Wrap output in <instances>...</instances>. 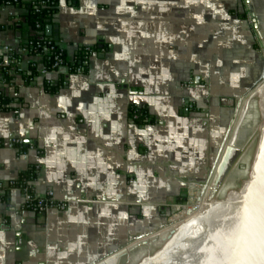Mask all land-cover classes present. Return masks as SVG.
Returning <instances> with one entry per match:
<instances>
[{
	"label": "crops",
	"instance_id": "0c3cea01",
	"mask_svg": "<svg viewBox=\"0 0 264 264\" xmlns=\"http://www.w3.org/2000/svg\"><path fill=\"white\" fill-rule=\"evenodd\" d=\"M21 15L0 3V43L18 45ZM245 15L244 0H60L53 24L66 58L98 48L88 73L53 94L41 76H0L11 100L0 109V183L36 166V193L66 207L21 210L23 194L12 189L0 200V264H93L169 232L170 210L210 180L229 130L232 95L216 94V83L262 73ZM132 105L156 123L136 124Z\"/></svg>",
	"mask_w": 264,
	"mask_h": 264
},
{
	"label": "water",
	"instance_id": "95a60500",
	"mask_svg": "<svg viewBox=\"0 0 264 264\" xmlns=\"http://www.w3.org/2000/svg\"><path fill=\"white\" fill-rule=\"evenodd\" d=\"M46 35L59 41L58 25L50 22ZM250 93L258 98L261 113L250 175L238 190L211 201L204 212L167 233L164 246L140 264H264V70ZM184 112H189L188 106ZM230 130L216 162L218 169L213 171L214 191L233 150L234 142L220 159ZM116 255L93 264H109Z\"/></svg>",
	"mask_w": 264,
	"mask_h": 264
},
{
	"label": "rangeland",
	"instance_id": "374dc122",
	"mask_svg": "<svg viewBox=\"0 0 264 264\" xmlns=\"http://www.w3.org/2000/svg\"><path fill=\"white\" fill-rule=\"evenodd\" d=\"M244 1H246L245 19L247 20L252 32V45L262 57L263 71L264 0H257V2L255 3H253V0ZM252 12L254 13V18L252 17ZM255 13L258 14V16H255ZM257 72H246V74L238 76L240 79L239 81H237L236 79H231V86L228 84L230 86L229 89L227 84L224 85L223 88H220L217 83L214 88L216 94H226L227 92H230L232 95L225 106L232 111L233 115L229 124V129L231 127V130L228 134L227 141L224 147H226L227 149L231 146V143L234 142L233 150L230 154L229 160L223 169L219 186L217 190H211V194L215 199L223 198L224 196H227V194L231 191L238 190L241 187L242 183L250 175L251 165L258 142L259 127L261 124V113L258 98L251 97L255 91L248 95L247 93L252 89V87L260 77L259 73ZM221 84L222 83H220V85ZM237 84H239L240 87H237ZM188 190L189 187L187 188L186 192ZM185 195L182 196L179 202L185 200ZM173 211L174 209L170 210L169 216L173 213ZM191 219H186L185 222H188ZM166 228L167 226L165 225L163 231ZM160 231L162 232V230ZM161 232L149 234L148 238L144 237L146 239L145 244L137 243V245H133L134 247L131 246L129 248L118 250L116 252V254L118 255H116V258H114V260H112L109 264H140L143 259L159 251L168 240V234H163ZM170 232L171 231H169L168 233Z\"/></svg>",
	"mask_w": 264,
	"mask_h": 264
},
{
	"label": "trees",
	"instance_id": "16d2710c",
	"mask_svg": "<svg viewBox=\"0 0 264 264\" xmlns=\"http://www.w3.org/2000/svg\"><path fill=\"white\" fill-rule=\"evenodd\" d=\"M76 0H74L75 2ZM1 4L10 5L16 7L22 11L21 18L16 22L12 28H17L21 33V38L18 45L14 46L13 55L16 58H21L23 56V48L28 50L27 58L34 56L36 53L40 52L41 49H35L31 45L43 44L44 42L52 41L54 44H58L53 38L46 35V28L50 22L53 23V17L57 13L60 5V0H0ZM24 25L28 26L29 30L25 34ZM6 28V27H5ZM3 29L0 26V30ZM97 46L91 49L81 48L75 56L74 60H68L66 58L65 52L62 54L65 63L70 68L71 74H76L78 71L85 74L89 71V59L91 53L97 50ZM58 48L56 49V53ZM45 61L47 66H50L53 62L54 55H46ZM14 65L10 66L13 70ZM30 70V73L28 71ZM28 71H24L21 74H9L5 73L3 75V81L6 83H13L18 77H21L26 84H31L34 79L38 76V65H33L32 62L29 64ZM20 75V76H19ZM66 76H62L59 80L54 83H49L44 81V91L50 94L56 93L64 84ZM10 99L0 94V109L9 110ZM130 116H136L134 122L138 125H147L156 123V118L149 114L147 108H139L135 105L130 107ZM20 149V152L24 153L27 151L28 147L25 144H16ZM38 176V167L30 165L26 170L22 171L19 176L6 184L0 183V200L7 201L9 199V193L12 189H19L22 192L28 190L32 192L33 181L36 180ZM37 199L32 195V200L24 204L21 210H33L34 205L37 204Z\"/></svg>",
	"mask_w": 264,
	"mask_h": 264
},
{
	"label": "built area",
	"instance_id": "2783aa9c",
	"mask_svg": "<svg viewBox=\"0 0 264 264\" xmlns=\"http://www.w3.org/2000/svg\"><path fill=\"white\" fill-rule=\"evenodd\" d=\"M31 47H35L36 50L38 48L41 49V51L36 53L34 56H40L42 58V65L37 64L35 61H27V49L23 48L22 50H20L23 56L21 58H16L13 55L14 46L6 43H0V76L3 77L5 73L21 74L24 71H28L29 64L32 62L33 65H38V76H41L44 81L52 84L59 80L62 76H66V79L63 82V84L65 85L67 77L72 74L69 71L70 68L64 61L62 55L64 51L58 46V44L56 45L52 41L47 40L42 45H31ZM57 48L59 50H57L56 53ZM50 54L54 55V59L52 64L50 66H47L44 58L46 55ZM11 65H14L13 70L10 69ZM28 73H30V70L28 71ZM76 74L83 73H81V71H78ZM131 118L132 120H135L136 116ZM16 144H20V142L18 140L14 141V145ZM213 175L214 173L206 184L193 185L189 187V190L185 195V200L176 204L173 213L167 217L166 229L171 231L177 226L186 223V218L190 213H192L193 211H196L197 213L202 212L206 203H210L211 201L215 200V198L211 194ZM22 194L24 197V204H27L32 200V195L35 199H37L38 202L34 205L33 211L37 212L40 215L44 214L54 207L60 209H65L66 207L65 202L55 200L53 192H48L45 195H39L38 193H36L35 189L32 188L31 193L28 192V190H25L24 192H22Z\"/></svg>",
	"mask_w": 264,
	"mask_h": 264
},
{
	"label": "bare ground",
	"instance_id": "6f19581e",
	"mask_svg": "<svg viewBox=\"0 0 264 264\" xmlns=\"http://www.w3.org/2000/svg\"><path fill=\"white\" fill-rule=\"evenodd\" d=\"M208 205H209V203H206L205 204V207H204V209L202 210V212H204L205 210H206V208L208 207ZM202 212H200V213H197L196 211H193L192 213H190L189 215H188V217L186 218V219H191V218H195L196 216H198L199 214H201Z\"/></svg>",
	"mask_w": 264,
	"mask_h": 264
}]
</instances>
